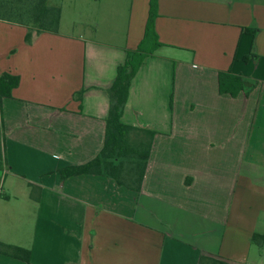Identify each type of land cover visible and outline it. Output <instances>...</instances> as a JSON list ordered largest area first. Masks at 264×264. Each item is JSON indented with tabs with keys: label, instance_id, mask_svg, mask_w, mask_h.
I'll list each match as a JSON object with an SVG mask.
<instances>
[{
	"label": "crops",
	"instance_id": "0c3cea01",
	"mask_svg": "<svg viewBox=\"0 0 264 264\" xmlns=\"http://www.w3.org/2000/svg\"><path fill=\"white\" fill-rule=\"evenodd\" d=\"M86 1L94 10L70 22L81 32L64 31L61 7L59 32L32 44L27 27L0 21V75L20 78L0 95V242L31 252H0V264H264L252 241L264 235V0H158L163 45L123 115L157 131L140 192L61 175L103 149L109 89L151 2Z\"/></svg>",
	"mask_w": 264,
	"mask_h": 264
},
{
	"label": "trees",
	"instance_id": "16d2710c",
	"mask_svg": "<svg viewBox=\"0 0 264 264\" xmlns=\"http://www.w3.org/2000/svg\"><path fill=\"white\" fill-rule=\"evenodd\" d=\"M61 14L62 8L52 5L50 0H0V21L27 27V44H32L43 32L58 33ZM157 17L158 0H151L144 37L136 49L128 51L126 61L119 66L117 78L109 89L111 103L106 119L103 149L96 158L86 164L62 169L63 179L80 174H98L113 178L119 185L128 189L141 191L157 131L126 124L123 122V115L132 79L146 58L163 45L155 28ZM237 80L240 89H244L247 81L244 83L241 78ZM19 82L20 78L17 76L7 73L0 75V95L11 96L12 90ZM220 86L222 92H228L223 89V74L220 76ZM82 93L83 91L78 92L77 96H82ZM252 241L264 244V235L254 234ZM0 252L25 261H29L31 254L26 248L3 242H0ZM200 264L228 263L210 256H202Z\"/></svg>",
	"mask_w": 264,
	"mask_h": 264
},
{
	"label": "rangeland",
	"instance_id": "374dc122",
	"mask_svg": "<svg viewBox=\"0 0 264 264\" xmlns=\"http://www.w3.org/2000/svg\"><path fill=\"white\" fill-rule=\"evenodd\" d=\"M50 3L52 5L64 7V31L66 32H81V30H83V26L81 24L77 23L76 26L72 27L70 22L76 17H85V14L89 13L91 9L94 10V6L86 0H51ZM81 5L82 9L80 10L79 7H81ZM1 155L2 154L0 153V157ZM2 161V158H0V163ZM8 185L9 179L3 178L0 180V202L8 192Z\"/></svg>",
	"mask_w": 264,
	"mask_h": 264
}]
</instances>
